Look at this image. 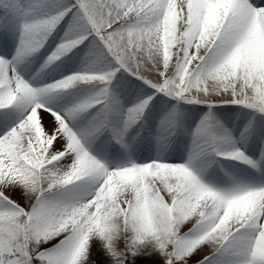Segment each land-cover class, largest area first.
<instances>
[{"label": "snow or ice", "instance_id": "snow-or-ice-1", "mask_svg": "<svg viewBox=\"0 0 264 264\" xmlns=\"http://www.w3.org/2000/svg\"><path fill=\"white\" fill-rule=\"evenodd\" d=\"M0 264H264V0H0Z\"/></svg>", "mask_w": 264, "mask_h": 264}, {"label": "rangeland", "instance_id": "rangeland-1", "mask_svg": "<svg viewBox=\"0 0 264 264\" xmlns=\"http://www.w3.org/2000/svg\"><path fill=\"white\" fill-rule=\"evenodd\" d=\"M15 198H16L17 200H19L20 203H22V204L24 203V200H23V198L20 196L19 193H16V194H15ZM206 249H207V248H205L204 251H205ZM204 251H203V252H200L196 257L193 258V260H196V259L201 258V257H202L205 253H207L209 250H208V251H205V252H204ZM94 258H95V259H103L102 256L97 255V254L95 253V250H94Z\"/></svg>", "mask_w": 264, "mask_h": 264}, {"label": "bare ground", "instance_id": "bare-ground-1", "mask_svg": "<svg viewBox=\"0 0 264 264\" xmlns=\"http://www.w3.org/2000/svg\"><path fill=\"white\" fill-rule=\"evenodd\" d=\"M46 122H47V121H46ZM208 250H209V249L207 248L205 251H208ZM205 251H204V252H205Z\"/></svg>", "mask_w": 264, "mask_h": 264}]
</instances>
